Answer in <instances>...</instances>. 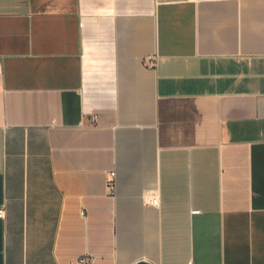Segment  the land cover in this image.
<instances>
[{"label":"crops","instance_id":"obj_1","mask_svg":"<svg viewBox=\"0 0 264 264\" xmlns=\"http://www.w3.org/2000/svg\"><path fill=\"white\" fill-rule=\"evenodd\" d=\"M2 208L0 264H264V0H0Z\"/></svg>","mask_w":264,"mask_h":264},{"label":"built area","instance_id":"obj_2","mask_svg":"<svg viewBox=\"0 0 264 264\" xmlns=\"http://www.w3.org/2000/svg\"><path fill=\"white\" fill-rule=\"evenodd\" d=\"M148 65L150 66H155L156 65V58L151 56L148 58ZM108 189L111 193H114L116 191V172L112 171L110 172L109 178H108ZM146 200L153 204V205H158L159 199L155 194L149 195L146 197ZM197 211V210H196ZM4 209H0V216L4 215ZM76 264H92V259L88 255L81 256ZM193 264V263H190Z\"/></svg>","mask_w":264,"mask_h":264},{"label":"water","instance_id":"obj_3","mask_svg":"<svg viewBox=\"0 0 264 264\" xmlns=\"http://www.w3.org/2000/svg\"><path fill=\"white\" fill-rule=\"evenodd\" d=\"M137 264H149L147 262H138Z\"/></svg>","mask_w":264,"mask_h":264}]
</instances>
